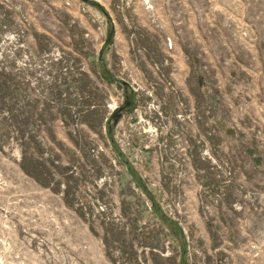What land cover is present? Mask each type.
<instances>
[{
	"label": "rangeland",
	"instance_id": "374dc122",
	"mask_svg": "<svg viewBox=\"0 0 264 264\" xmlns=\"http://www.w3.org/2000/svg\"><path fill=\"white\" fill-rule=\"evenodd\" d=\"M0 264H264V0H0Z\"/></svg>",
	"mask_w": 264,
	"mask_h": 264
}]
</instances>
